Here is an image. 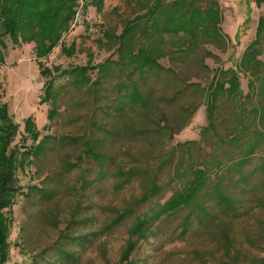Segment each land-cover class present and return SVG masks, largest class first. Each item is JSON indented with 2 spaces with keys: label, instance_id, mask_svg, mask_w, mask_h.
<instances>
[{
  "label": "rangeland",
  "instance_id": "rangeland-1",
  "mask_svg": "<svg viewBox=\"0 0 264 264\" xmlns=\"http://www.w3.org/2000/svg\"><path fill=\"white\" fill-rule=\"evenodd\" d=\"M91 1H80L70 29L45 58L37 57L36 42L17 44L2 36L0 105L8 107L19 127L10 151H32L46 141L45 150L17 172L21 192L6 211L11 219L8 264H127L123 254L135 218L151 214L185 188L195 170H206L210 178L198 201L212 215L198 224L192 205L162 218L148 239L138 243L128 263L260 264L264 35L258 38L257 30L264 18V0H187L202 9L212 1L219 3L221 36L192 38L181 33L157 41L138 29L129 38L135 54L140 49L161 50L158 63L163 70L144 72L133 59L123 57L117 38L127 21L147 11L137 0H105L98 12ZM254 45L262 66L255 75L241 67ZM42 69L50 70L55 79V101L45 100L49 78ZM79 69H86L88 86H78L74 75L64 73ZM233 75L239 79L240 96L232 100L220 95L216 127L208 128L207 91L215 79L228 89ZM134 88L144 105L130 107ZM55 107L57 116L51 120ZM30 118L40 132L38 141L25 132ZM165 125L168 131L162 130ZM49 137L52 140H45ZM252 146L255 154L248 158ZM69 164L78 167L69 172ZM135 168L139 176L118 188L124 181L118 173ZM147 173L157 175L163 190L140 203ZM217 184L236 200L233 210L216 206L212 195ZM127 210V220L109 229ZM188 215L190 229L182 235L180 225ZM84 238V244L74 241ZM59 249L75 253L77 261L63 259Z\"/></svg>",
  "mask_w": 264,
  "mask_h": 264
},
{
  "label": "trees",
  "instance_id": "trees-1",
  "mask_svg": "<svg viewBox=\"0 0 264 264\" xmlns=\"http://www.w3.org/2000/svg\"><path fill=\"white\" fill-rule=\"evenodd\" d=\"M81 0H0V65L4 63L3 47L5 46L2 36H9L15 43L20 41L37 43V57L45 58L61 43L64 33L70 29L71 23L74 22L77 9ZM98 12H102L105 6V0H92ZM138 6L147 11L145 14L138 16L132 21L125 23V30L117 38L120 42V50L123 57L133 59L138 70L144 72L146 68L150 70H160L163 68L159 65L161 58V50L159 48L140 49L137 54L131 50L129 38L132 37L138 29L147 38L163 40L167 35H178L181 33L188 34L192 38L198 34L205 35L207 38L221 36L220 25L223 21L220 5L216 1L208 4L206 9H202L197 2H188L187 0H137ZM86 10V8H85ZM264 35V18L260 20L257 37ZM129 40V41H128ZM257 43H255L256 45ZM255 45L245 54L241 67L243 71H252L255 75L260 70L261 63L258 60L259 54ZM3 46V47H2ZM72 49L70 52H73ZM86 70V69H85ZM85 70L66 71L69 75H74L75 83L78 86H88L91 82L87 80ZM44 77L49 78L46 87V101L56 100L52 95L54 90L55 79L52 78V72L48 69H42ZM51 77V79H50ZM239 79L233 75L230 77L226 89L224 84L215 79L208 89L209 100V125L208 128L214 129L216 112L218 110L216 101L220 95H226L228 99H236L238 96ZM46 103L45 101H43ZM130 107L146 103L139 91L134 88L133 93L129 97ZM57 116V108L49 114V118L53 120ZM0 264H8L9 262V238L11 234L10 217L6 211H11L17 196L21 192L17 172L19 168L25 166L31 157H38L46 148V141H42L35 150L10 151L19 127L12 122L9 110L6 105H0ZM162 130L168 131L167 126H162ZM25 132L30 135L33 141H38L40 132L32 118L25 122ZM52 140V137L45 140ZM255 146H252L248 152V158L255 154ZM93 152L90 147L87 154ZM90 155V154H89ZM248 160V159H247ZM77 164H69L67 171L71 172L77 168ZM206 170H195L192 182H188L182 190L174 193L172 197L162 206L153 209L151 214L136 217L132 229L130 231V239L123 254V262L128 263L129 256L136 250L138 243L147 240L152 232L154 224L164 217L171 216L180 210L187 209L192 205L196 206L198 224H203L204 219L211 216V211L200 204L198 198L201 192L206 191L209 177ZM140 171L131 169L128 172H119L118 176L124 178V181L118 188L130 182L137 176ZM242 174V173H241ZM141 176V175H140ZM143 179L142 195L139 199L140 203H147L162 192V186L158 182L156 174H145ZM242 181H246L241 176ZM203 191V192H204ZM42 192V191H40ZM217 199L216 206L223 210H233L236 200L229 196L220 184L214 186L212 195ZM46 197V196H44ZM258 206L264 208V200L258 201ZM131 215L129 210L119 213L110 225L109 229L120 226ZM191 225V216H186L181 223V234L188 232ZM70 240V239H69ZM84 244L86 239H75ZM72 241V242H74ZM59 254L68 262H76V254L68 253L63 249H59ZM134 264V263H130ZM260 264H264V259Z\"/></svg>",
  "mask_w": 264,
  "mask_h": 264
},
{
  "label": "water",
  "instance_id": "water-1",
  "mask_svg": "<svg viewBox=\"0 0 264 264\" xmlns=\"http://www.w3.org/2000/svg\"><path fill=\"white\" fill-rule=\"evenodd\" d=\"M77 24H79V22Z\"/></svg>",
  "mask_w": 264,
  "mask_h": 264
}]
</instances>
